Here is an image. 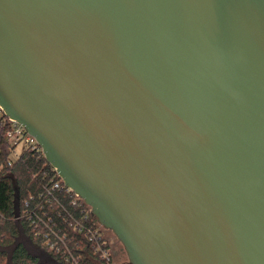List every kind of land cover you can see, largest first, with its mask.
Instances as JSON below:
<instances>
[{
    "label": "water",
    "instance_id": "1",
    "mask_svg": "<svg viewBox=\"0 0 264 264\" xmlns=\"http://www.w3.org/2000/svg\"><path fill=\"white\" fill-rule=\"evenodd\" d=\"M0 108L128 264H264V0H0Z\"/></svg>",
    "mask_w": 264,
    "mask_h": 264
},
{
    "label": "trees",
    "instance_id": "2",
    "mask_svg": "<svg viewBox=\"0 0 264 264\" xmlns=\"http://www.w3.org/2000/svg\"><path fill=\"white\" fill-rule=\"evenodd\" d=\"M5 129L0 119V264H44V255L66 264L44 244V236L55 239L51 232L65 237V244L81 255L80 264H104L92 253L84 234L73 229L86 206L73 203V198L64 192L51 190L50 179H60L41 153L24 151L12 160ZM26 201L31 209L36 207L31 215L25 213ZM89 217L97 226L90 212ZM107 246L111 247V243Z\"/></svg>",
    "mask_w": 264,
    "mask_h": 264
},
{
    "label": "built area",
    "instance_id": "3",
    "mask_svg": "<svg viewBox=\"0 0 264 264\" xmlns=\"http://www.w3.org/2000/svg\"><path fill=\"white\" fill-rule=\"evenodd\" d=\"M0 119L6 126L4 138L10 144L12 153L16 146H18L19 144H23L24 147L21 153L24 151H28L30 153L42 154L41 148L36 143L35 139L26 132L25 128L22 125L8 118L4 114L1 108H0ZM50 183H52L51 190L57 189L59 192H64L70 198L71 197L73 198V203H76L78 206L84 204L86 208L89 209L90 212V208L83 202V200L80 197H78L76 194H74L69 188L64 186L61 179L60 182H58V181H54V179L51 178ZM77 199H79L80 202H77ZM25 205L27 206L25 213L33 214L36 207L31 209L27 201L25 202ZM86 208L83 209L81 218L75 221L73 229L75 231H78L79 233L84 234V236L88 239V242H90L92 246V253L96 255L100 261H102L104 264H112L111 262L112 247L107 246L110 243V240L105 234L107 230L103 229V227H101L98 224V222H97L98 224L97 226L92 224L89 217V212ZM51 234L55 239L51 240L48 239L46 236H44L45 238L44 244L48 247L49 251L58 254L62 258L63 262L66 264H80L82 258L81 255L75 254L65 244V240H64L65 237L63 235L58 236V234L54 232H51Z\"/></svg>",
    "mask_w": 264,
    "mask_h": 264
},
{
    "label": "rangeland",
    "instance_id": "4",
    "mask_svg": "<svg viewBox=\"0 0 264 264\" xmlns=\"http://www.w3.org/2000/svg\"><path fill=\"white\" fill-rule=\"evenodd\" d=\"M23 147H24L23 144H19L18 146L15 147L13 153L11 154L12 160H15L18 157ZM105 234L109 238L112 247V256L114 258V262L112 264H128L126 254L120 242L110 231H106ZM45 256L46 255H44L42 258L44 264H59L53 261L49 256L47 257Z\"/></svg>",
    "mask_w": 264,
    "mask_h": 264
}]
</instances>
